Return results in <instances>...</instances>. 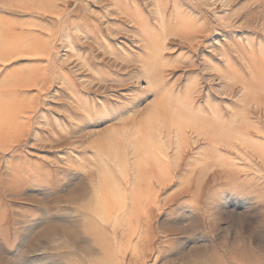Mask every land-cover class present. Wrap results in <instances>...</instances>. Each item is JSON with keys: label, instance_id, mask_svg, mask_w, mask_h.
I'll use <instances>...</instances> for the list:
<instances>
[{"label": "rangeland", "instance_id": "374dc122", "mask_svg": "<svg viewBox=\"0 0 264 264\" xmlns=\"http://www.w3.org/2000/svg\"><path fill=\"white\" fill-rule=\"evenodd\" d=\"M213 262L264 264V0H0V264Z\"/></svg>", "mask_w": 264, "mask_h": 264}, {"label": "bare ground", "instance_id": "6f19581e", "mask_svg": "<svg viewBox=\"0 0 264 264\" xmlns=\"http://www.w3.org/2000/svg\"><path fill=\"white\" fill-rule=\"evenodd\" d=\"M144 201V200H143ZM142 210V209H141ZM148 218V217H147ZM145 237H147L148 239H149V235H148V233L146 234V232L144 231H142L141 233H140V240H139V242L136 244V248H135V252L136 253H134V256L130 259V262L131 263H136L139 259H140V255H142V253H143V251H144V249H145V252H144V255L146 254V252H147V250H146V248H147V243L146 242H144V238ZM147 240V239H146ZM148 241V240H147ZM215 262H213V264H214Z\"/></svg>", "mask_w": 264, "mask_h": 264}]
</instances>
